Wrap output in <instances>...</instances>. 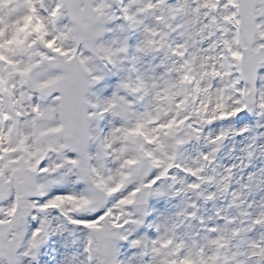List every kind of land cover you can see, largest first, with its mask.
Here are the masks:
<instances>
[{
  "label": "snow or ice",
  "instance_id": "6c2138e0",
  "mask_svg": "<svg viewBox=\"0 0 264 264\" xmlns=\"http://www.w3.org/2000/svg\"><path fill=\"white\" fill-rule=\"evenodd\" d=\"M0 264H264V0H0Z\"/></svg>",
  "mask_w": 264,
  "mask_h": 264
}]
</instances>
